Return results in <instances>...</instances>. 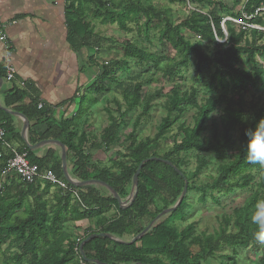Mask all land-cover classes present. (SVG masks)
Here are the masks:
<instances>
[{"label":"trees","instance_id":"16d2710c","mask_svg":"<svg viewBox=\"0 0 264 264\" xmlns=\"http://www.w3.org/2000/svg\"><path fill=\"white\" fill-rule=\"evenodd\" d=\"M96 3L94 18L101 20L103 24L118 25L122 30H127L128 20L139 21L145 19V26L158 23L160 32L158 42L161 46L168 47L179 57L178 62L169 60L168 56H158L145 49L137 48L128 42L124 45V63L128 66V60H136L138 64L146 68H160L163 61H168L160 68L166 79L173 83L170 93L167 95V115L157 127L154 137H147L138 141L136 129L141 120L147 118L152 109L149 97L142 113L134 123L135 130L126 138L128 148L127 157L131 161V167L120 166L118 174L109 168H101L91 162L86 145L88 143L86 130L79 134L75 132L77 123L81 118L86 98L76 97L79 101V109L71 119H64L59 123L60 134L52 136L49 132L41 138L32 133L31 142L38 140L54 139L63 144L67 152L72 153L76 159L74 175L80 182L96 181L108 185L120 198L127 196L129 185L132 184L134 175L141 163H143L137 180L136 195L133 202L121 209L114 196L103 197L94 190L78 188L82 203L86 207L82 210L80 204L73 200L69 193L59 199L52 211L49 212L47 203L37 195L36 188L32 203L26 201L27 195L19 194L12 197L6 189L0 190V252L5 242L9 247H16L19 253L14 256L16 264H65L74 258L77 264H201L204 255L211 256L223 246L235 251L246 248L255 239L252 235L254 226L249 223V211L256 199L264 198V170L258 165L250 164L243 145L245 143L244 131L254 127L256 122L264 118V109H258L254 116L247 122L244 121V96L248 86L261 85L264 87V69L258 67L257 58L264 59V31L247 28L237 29L230 21H224L226 16L243 22L248 26L264 28V0H248L243 8V14H234L224 4V0H177L182 5L192 4L194 11L188 18L178 25L171 20L169 9H156L153 6L144 5L141 2H121L113 6V10H107L109 4H102L100 0H88ZM237 4L240 0H233ZM107 5V6H106ZM106 9V13H102ZM224 25L228 37L224 33ZM67 41L69 45L79 53L87 47L89 39L94 31L86 19L84 12L77 0H68L66 5ZM182 30L192 33L200 38L198 44H191L182 34ZM226 38V39H225ZM219 39L222 42H219ZM202 43L213 47L212 54H207V49ZM246 59L252 64V70H245L240 62ZM127 60V61H125ZM191 62L195 63L196 72L203 75L204 68L208 67L212 73L208 78H202L201 83L207 89L209 97L198 104L196 89L183 90L181 85L175 82L177 67L185 68ZM117 63L101 66V74L88 88V93L101 94L106 92L103 82L110 89L117 90L125 102L126 111L121 112L120 102L115 100L119 116L109 115V125L104 129L100 137L99 146L110 150L118 140V134L123 124L125 115L136 109L142 100V84L136 82V78H126L125 81L115 84L112 73ZM0 71L4 70L0 67ZM24 92L15 91L5 99V106H14L22 103ZM90 102L94 106L98 104V98L90 96ZM76 99L73 101L75 102ZM38 106V105H37ZM37 106L16 108V111L24 115L28 120L40 119L45 116L44 110H38ZM187 106H195L197 114L192 128L184 129V137L173 149L161 155L155 150L158 143L163 140L174 124L180 120V115ZM222 108V114L218 120L212 115ZM2 112V111H1ZM2 127L6 134L12 130L10 115L2 112ZM35 137L38 139L36 140ZM155 147V148H154ZM26 149L31 163L40 169L49 168L56 176L66 181L61 165L55 168L46 166L45 160H36L28 147ZM50 153V152H49ZM193 153L212 154L223 163L217 168V179L212 187L219 189L226 186L231 189H246L252 184V193L248 196L244 205L236 208L232 216L225 217L221 227L213 236H195V225L191 224L181 231L174 229L171 224L175 221H184L189 211L188 197H184L180 205L159 225L153 227L137 242H118L124 236L135 238L144 230H140L138 224L147 217L156 218L162 212L173 208L179 201L188 177L181 170L183 155ZM231 153H233L231 155ZM158 158L170 163L149 160ZM7 163V159H5ZM185 162V161H184ZM185 166L188 164L185 162ZM183 165V166H184ZM209 163L205 158L197 160L194 176H199ZM176 169L184 174L180 176ZM67 182V181H66ZM46 184L45 186L52 187ZM36 184V183H34ZM34 184H29L32 188ZM24 185V184H23ZM40 185V184H38ZM26 186V185H25ZM75 188L76 186L71 185ZM193 189V187H192ZM191 187L188 186L187 191ZM63 194V193H62ZM165 196L166 198H162ZM160 199L161 206L158 203ZM73 207L69 208V202ZM116 208V217L112 220L98 224L97 230L79 239L75 244L64 248V244L70 236L62 230V226L68 222L83 223L92 218H101L112 207ZM154 207V213H152ZM22 211V215L18 213ZM113 238V239H111ZM83 245V255L79 252ZM70 243V242H69ZM198 247L201 254L195 253ZM85 257L84 258L82 257ZM231 264H236L231 262ZM260 264H264V257Z\"/></svg>","mask_w":264,"mask_h":264},{"label":"rangeland","instance_id":"374dc122","mask_svg":"<svg viewBox=\"0 0 264 264\" xmlns=\"http://www.w3.org/2000/svg\"><path fill=\"white\" fill-rule=\"evenodd\" d=\"M102 4H109L107 10H113V6L119 5L121 2H141L144 5L153 6L156 9H169L171 12V20L174 25H178L185 21L188 16L194 11L195 6L192 4L182 5L177 0H100ZM248 0H240L239 3L234 4L233 0H224V4L227 6L230 12L234 14H243V8ZM80 4L86 19L91 24L94 35L89 39V44L81 52V63L83 68L89 73L90 82L89 85L82 92V96H85L86 101L83 112L81 114L79 130H86V136H88V153L91 156V162L101 168H109L113 173L118 174L120 166L131 167V161L127 157V137L135 130L134 123L142 113L145 107L146 101L149 97H152L151 105L152 109L147 118L141 120L139 127L135 130L137 140L141 141L147 137H154L157 132V127L161 123L162 119L167 115V95L172 89L173 83L166 79L163 70L160 68L163 64H167L168 61H163L160 68H146L142 64H138L136 60H128V66L124 61V45L126 42L135 45L137 48L145 49L158 56H168L169 60L178 62L179 57L174 51H169L168 47L161 46L158 42L160 25L155 23L147 28L145 26V19L140 18L139 21L128 20L126 23L127 30H122L118 25L103 24L101 20L94 18L96 12V3L88 0H77ZM102 9V13L106 11ZM264 12V10H262ZM107 12V11H106ZM105 12V13H106ZM264 14V13H263ZM224 21H230L237 29L253 28L264 31V28L258 26H248L243 22L236 20L229 15L225 17ZM226 26L224 25V33L226 38L228 37ZM182 34L186 40L191 44H198L201 42L200 38L194 36L192 33L182 30ZM225 38V39H226ZM219 42H222L219 39ZM202 46L207 49V54L215 52L213 47L205 45ZM161 54V55H160ZM127 61V60H125ZM117 63L115 71L112 73V78L115 80V84L125 81L126 78L134 77L136 82L142 84V100L140 105L133 111L128 112L122 119V126L118 134V140L110 150L99 146L100 137L103 134L104 129L109 125V115L112 114L115 117L119 116L117 110L116 101L120 102L121 112L126 111L125 102L123 101L120 92L114 89H110L108 85L103 82V86L106 88V92L96 94L94 92L88 93L90 85L101 74L102 65H110ZM240 65L245 70H252V64L242 59ZM257 65L264 69V59L257 58ZM212 70L208 67L204 68L203 75L196 72V66L194 62H191L187 67H177L176 81L183 90L189 91L191 88L196 89V96L198 104H201L205 99L209 97L207 89L201 83L202 78H208ZM90 96L98 98V104L92 105L90 102ZM244 96V121L247 122L254 116L258 109H264V87L257 85L248 86V91L243 93ZM81 98V97H80ZM79 101H77V110L79 109ZM76 110V111H77ZM197 114V108L195 106H187L184 112L180 115V120L177 121L172 129L167 133L162 141L158 143L155 148L161 155L169 153L175 144L180 143L184 137V129L192 128L194 125V118ZM222 114V108H219L216 113L212 115L213 119L218 120ZM84 116V118H83ZM83 119L85 122H83ZM233 153H231L232 155ZM205 158L209 165L199 175L194 176V171L197 167V160ZM180 160L182 166L180 167L188 177V186L191 187L190 191H186L185 197H188L189 211L184 221H175L171 226L177 231H181L185 227L194 224L195 236H213L219 231L221 222L225 217L232 216L233 211L244 205L248 196L252 193V187L255 184L250 185L246 189L229 188L226 186L215 189L212 187L214 181L217 179V168L223 163V161L217 160L212 154H198L193 153L189 155H183ZM188 164L184 165L185 162ZM184 165V166H183ZM132 168V167H131ZM14 176L13 174H9ZM15 177V176H14ZM74 177V178H73ZM70 179L75 183H81L75 176H70ZM18 179V178H17ZM19 181V179H18ZM20 182V181H19ZM21 185H23L21 183ZM26 184H24L25 186ZM43 188L45 194V200L49 209L52 211L56 202L63 198L65 195L61 190L55 187H46L44 184L40 185ZM193 187V189H192ZM86 190H94L103 197H111L115 194L110 188L100 184H90L84 187ZM3 190L4 187H3ZM3 190L1 192H3ZM135 186L129 185L127 196L120 198L118 206L125 207L130 203V195L134 193ZM63 193V194H62ZM162 198H166L162 196ZM158 199V203L162 204ZM28 202L31 199L27 200ZM73 207V202H69V208ZM122 209V208H121ZM152 213H154V207H152ZM117 210L114 207L105 213L101 218L94 217L90 221L77 223L68 222L62 226V230L69 234V242L67 241L64 248H67L74 242L76 243L83 236L87 235L90 230H97L98 224L101 222L112 220L116 217ZM169 214H163V212L156 218H145L139 222L138 227L140 230L152 229L153 227L161 224ZM103 220V221H102ZM149 230V231H150ZM137 237V236H136ZM135 237V238H136ZM135 238L124 236L120 241L131 242ZM74 243V244H75ZM195 253L201 254L198 247L194 248ZM19 253L16 247H9V242L1 248L0 252V264H16L14 256ZM264 257V245H260L256 241L251 242L246 248L234 250L230 247L223 246L219 250L215 251L213 255H204L201 260V264H260L261 258ZM27 264V263H22ZM65 264H77L76 258L73 257L71 261Z\"/></svg>","mask_w":264,"mask_h":264},{"label":"crops","instance_id":"0c3cea01","mask_svg":"<svg viewBox=\"0 0 264 264\" xmlns=\"http://www.w3.org/2000/svg\"><path fill=\"white\" fill-rule=\"evenodd\" d=\"M67 3L66 0H0V24H3L7 36L6 42L0 41V67L4 70L0 71V121L2 112L9 114L12 130L7 133V140L17 149L29 147L32 156L38 161L45 160L48 167L55 168L59 164L63 172L62 156L65 150V170L70 177L75 176L74 155L57 140L37 139L48 132L52 136L60 134L59 123L74 117L77 98L90 82L89 73L81 63L83 49L76 53L67 41ZM8 65L14 67L16 72L11 81L6 78ZM16 90L25 93L22 103L6 107V97ZM39 104L43 105L42 109H38ZM22 106H37L46 114L40 119L28 120L16 111ZM79 126L80 121L76 128H71L79 134L82 132ZM32 133L37 136L36 143L31 142ZM6 167L5 159H0V190L3 187L8 189L7 194L12 197H18L20 193L27 195L26 199L29 197L27 200L31 199L29 202L32 203L30 197L39 187L37 195L46 202L43 188L40 187L44 183L37 182L32 188L21 185L15 175H3ZM22 214V211L18 213Z\"/></svg>","mask_w":264,"mask_h":264},{"label":"built area","instance_id":"2783aa9c","mask_svg":"<svg viewBox=\"0 0 264 264\" xmlns=\"http://www.w3.org/2000/svg\"><path fill=\"white\" fill-rule=\"evenodd\" d=\"M0 41H7L3 24H0ZM15 73L14 67L10 65L6 66L7 80H13L15 78ZM42 108L43 105L39 104L38 109ZM28 156L29 154L26 149L20 151L10 144V142L7 140L6 131L0 127V159H7V167L3 175L6 176L13 174L22 184L26 185L37 182H45L52 187L61 190L64 194L69 193L73 200H76L78 204H80L82 210L86 208L82 203L80 192L78 191L77 187H70V183L58 178L54 171L49 168L40 169L38 165L30 162ZM76 251L78 253L80 252L78 249H76ZM82 257L85 260V257ZM80 264H84L83 261H81Z\"/></svg>","mask_w":264,"mask_h":264},{"label":"clouds","instance_id":"9594fccd","mask_svg":"<svg viewBox=\"0 0 264 264\" xmlns=\"http://www.w3.org/2000/svg\"><path fill=\"white\" fill-rule=\"evenodd\" d=\"M243 151L250 164L258 165L264 170V118L254 127L244 131ZM249 223L254 226L252 235L257 243L264 245V198H258L249 211Z\"/></svg>","mask_w":264,"mask_h":264},{"label":"water","instance_id":"95a60500","mask_svg":"<svg viewBox=\"0 0 264 264\" xmlns=\"http://www.w3.org/2000/svg\"><path fill=\"white\" fill-rule=\"evenodd\" d=\"M24 118H25V117H24ZM25 119H26V118H25ZM56 143H57V142H56ZM28 148H29V147H28ZM62 149H64L63 146H62ZM149 160L160 161V162L162 161V162H164V163H166L167 165L170 166V163H169V162L164 161V160H162V159L151 158V159H149ZM62 163H63V173H64V177H65L66 181H67L68 183H70L71 185H74V186H76V187H78V188H81V187H83V186H87V185H90V184H94V183H95V184H100V185H103V186H106V187L110 188L108 185H106L105 183H102V182L88 181V182L75 183L74 180L70 179V178L68 177L67 173H66V170H65V169H66V167H65V165H66L65 150H64V153H63V156H62ZM143 163H144V162H143ZM143 163L140 164L138 170L136 171V174L134 175V178H133V184H134V186H135V191H134V193H131V195H130V203H129V205L133 202V200H134V198H135V195H136L137 180H138V176H139V174H140V170H141V167H142ZM176 172H177L180 176L185 177L184 174H183L182 172H180L179 170L176 169ZM187 188H188V182L185 181V188H184V191H183V193H182V195H181L179 201L177 202V204H176L173 208L164 211L163 214H171L173 211L176 210V208L180 205L181 201H182L183 198L185 197V194H186ZM110 189H111V188H110ZM111 190H112V189H111ZM112 191H113V190H112ZM113 192H114V191H113ZM114 193H115V192H114ZM114 198H115V200L121 205V203H120V198L118 197L117 194H115V197H114ZM129 205H128V206H129ZM128 206L121 207V208L124 209V208H126V207H128ZM149 230H150V229H146V230H144L141 234H139V235H138L134 240H132L130 243H133V242H137V241H139L144 235H146V234L149 232ZM111 239H113V238H111ZM115 240L118 241V242H122V241L117 240V239H115ZM83 245H84V242H83V243L81 244V246H80V253H81L82 255L84 254L83 251H82V250H83Z\"/></svg>","mask_w":264,"mask_h":264}]
</instances>
